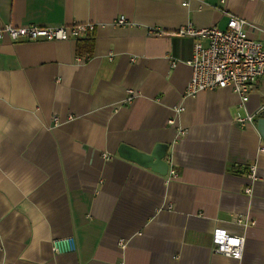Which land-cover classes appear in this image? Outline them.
<instances>
[{
  "label": "crops",
  "instance_id": "1",
  "mask_svg": "<svg viewBox=\"0 0 264 264\" xmlns=\"http://www.w3.org/2000/svg\"><path fill=\"white\" fill-rule=\"evenodd\" d=\"M221 7L0 0V29L95 25L81 40L0 38V264H264V116L236 121L264 104V75L244 107L230 87L184 93L194 39L179 27L225 29L229 13L261 37L264 0ZM157 144L177 176L118 154ZM213 233L244 236L241 258L213 252ZM69 236L76 249L55 252Z\"/></svg>",
  "mask_w": 264,
  "mask_h": 264
},
{
  "label": "built area",
  "instance_id": "2",
  "mask_svg": "<svg viewBox=\"0 0 264 264\" xmlns=\"http://www.w3.org/2000/svg\"><path fill=\"white\" fill-rule=\"evenodd\" d=\"M218 1L222 10L227 12L223 8L227 0ZM227 14L228 22L225 29L216 26L195 27L188 23L179 27L175 32L177 36L194 39L192 55L186 61L191 73L184 93L193 96L200 91L230 87L239 97V104L244 107L258 79L264 75V26L257 27L261 37L253 38L247 33L249 22L246 19ZM115 23L123 25L126 20L123 16H119ZM94 29L93 23L60 26L30 24L18 27L6 24L0 29V38L5 35L11 41L23 39L65 41L79 39L88 33H92ZM150 31L155 34L163 33L156 29H150ZM80 60L82 59L80 58ZM133 97L134 95L129 93L126 99L130 101ZM258 116H264V104L260 105L253 113L245 112L244 115L238 113L236 121L244 125L247 122H252ZM53 122L54 124L58 123L57 116L53 117ZM168 123H173V120L169 119ZM179 134L184 135L185 132L180 130ZM261 150H264V147H261ZM168 175V177L173 178L177 176V173L175 170H169ZM250 177H255L254 166L250 168ZM212 241L213 252L234 259L241 258L244 236L213 233ZM52 244L55 252L74 251L76 249L73 236L54 239Z\"/></svg>",
  "mask_w": 264,
  "mask_h": 264
},
{
  "label": "water",
  "instance_id": "3",
  "mask_svg": "<svg viewBox=\"0 0 264 264\" xmlns=\"http://www.w3.org/2000/svg\"><path fill=\"white\" fill-rule=\"evenodd\" d=\"M257 127L264 141V117L258 118ZM166 150V146L160 144L155 145L150 153L138 151L127 145H121L118 149V154L142 166L150 167L160 174H166L168 172V163L164 159Z\"/></svg>",
  "mask_w": 264,
  "mask_h": 264
},
{
  "label": "trees",
  "instance_id": "4",
  "mask_svg": "<svg viewBox=\"0 0 264 264\" xmlns=\"http://www.w3.org/2000/svg\"><path fill=\"white\" fill-rule=\"evenodd\" d=\"M90 37H92V33H90V34L88 33V34H86L85 36H83V37H81V38H79V39H80V40L83 39V38H87V39H88V38H90Z\"/></svg>",
  "mask_w": 264,
  "mask_h": 264
}]
</instances>
